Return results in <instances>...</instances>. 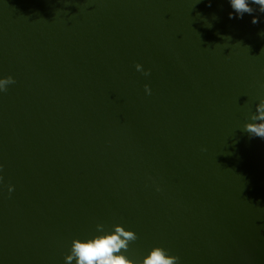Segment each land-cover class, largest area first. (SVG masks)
I'll return each mask as SVG.
<instances>
[{"label":"water","instance_id":"water-1","mask_svg":"<svg viewBox=\"0 0 264 264\" xmlns=\"http://www.w3.org/2000/svg\"><path fill=\"white\" fill-rule=\"evenodd\" d=\"M235 17L229 0H0V264H65L97 223L137 234L129 259L264 264V139L243 130L264 13Z\"/></svg>","mask_w":264,"mask_h":264},{"label":"clouds","instance_id":"clouds-1","mask_svg":"<svg viewBox=\"0 0 264 264\" xmlns=\"http://www.w3.org/2000/svg\"><path fill=\"white\" fill-rule=\"evenodd\" d=\"M229 2L236 14L235 18H243L244 14H252L257 10L264 13V0H229ZM253 5L257 8H253ZM229 18H234L231 12ZM251 23H259L258 18L253 16ZM135 67L144 75L149 74L139 63ZM13 83L15 80L12 76L0 77V92L7 91V86ZM144 87L146 93L150 92L148 85ZM250 120L252 122H245L243 130L250 137L264 139V97L256 105L255 113H250ZM8 191L9 193L13 191L12 185L8 186ZM112 228L113 231H105L104 225L97 223L96 230L100 234L89 239L73 238L70 250L64 257L65 264H73V261L74 264H178V256L167 254V250L159 246L152 247L140 260L129 259L124 253L128 250L129 244L138 239L137 234L120 224H114Z\"/></svg>","mask_w":264,"mask_h":264}]
</instances>
